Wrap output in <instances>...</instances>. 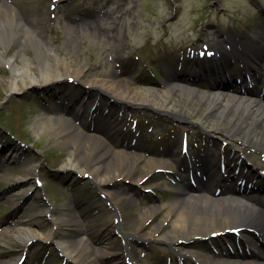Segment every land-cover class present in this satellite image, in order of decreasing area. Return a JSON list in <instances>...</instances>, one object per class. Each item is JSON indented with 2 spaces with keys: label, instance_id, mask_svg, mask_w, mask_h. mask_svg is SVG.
<instances>
[{
  "label": "rangeland",
  "instance_id": "1",
  "mask_svg": "<svg viewBox=\"0 0 264 264\" xmlns=\"http://www.w3.org/2000/svg\"><path fill=\"white\" fill-rule=\"evenodd\" d=\"M15 4L22 17L36 16L40 39L47 47L66 59L71 67L84 68L81 76L84 82L78 85L77 78L71 75L64 80L66 85L11 93L6 83L11 70L7 64L0 63V264H13L14 259H18L16 264H74L55 242H48L47 238L25 243L18 237L6 235L7 231L22 227L25 220H30L31 231L42 232L44 237L52 229L58 240L85 236L93 248L82 247L78 259L83 264H102L98 259L99 248L102 237L112 235L110 226L114 214L109 201L101 196L104 192L94 182L89 167H84L87 173L64 168L72 156L71 144L58 140L51 129L40 135L35 133L34 124L44 114L54 115L57 119L62 116L52 109L57 105V99H47L48 96L59 93L61 100L67 99V108L80 105L78 116L84 118L83 124L87 128L93 118L88 119L89 113L83 114L86 106L95 101L97 111L109 110L108 119L101 123L112 121L113 117L122 120L109 134L116 148L125 145L126 149L130 145L124 143L126 139L140 133L144 148L131 151L136 155L141 153V166L147 161L149 150L165 152L168 144L177 142L180 145L186 131L194 137V148L201 144L213 150V142L199 126L161 115L148 106L117 105L107 94L90 89L85 83L87 80H110L117 72L132 88H166V83H162L181 75L184 70L181 68L192 70L196 62H203L190 57V50H204V46L213 49L217 41L223 48L225 35L248 41L247 31L254 33L258 17L263 16L264 0H16ZM17 49L16 43L5 47L0 45V51L3 50L7 58L12 57ZM26 53L39 65L34 49L28 48ZM17 62L20 64L19 59ZM34 72L39 75L38 68ZM134 121L138 123L136 129L132 128ZM75 153L79 159L80 154ZM240 154L256 158L264 169L263 153L246 146ZM161 159L176 170L181 165L173 164L179 157L172 154L163 153ZM28 168L31 174L26 176ZM169 178L172 179L170 175ZM39 179L42 186L37 187L35 181ZM23 180H28L27 187L33 186L28 197L18 192L19 186L15 187ZM156 183L160 184L157 186L158 197L135 189V182L123 178L112 183L111 190L116 192L126 185V191L128 188L133 191L127 196L137 199V207L143 208L150 201L170 202L180 186L172 184L162 174H155L145 186ZM165 195L167 197L163 199ZM125 198L121 196L117 206L123 209L124 217H128L133 211L124 207ZM31 205L34 212H26ZM76 206L81 209L78 216L90 219L93 228H74L71 221L61 222L58 228L53 226L52 213L48 209L61 218L63 212H72ZM164 215L165 211L161 212L159 219ZM123 226L126 234H133L128 219ZM148 244L146 250L151 252H147L146 264H194L190 258L174 257L173 250L166 243L153 241ZM137 251L139 257L146 254L142 249L137 248ZM160 252L167 256H159ZM90 253L95 257L93 262L86 261ZM112 260L117 262L115 264H123L122 259L112 257Z\"/></svg>",
  "mask_w": 264,
  "mask_h": 264
},
{
  "label": "bare ground",
  "instance_id": "2",
  "mask_svg": "<svg viewBox=\"0 0 264 264\" xmlns=\"http://www.w3.org/2000/svg\"><path fill=\"white\" fill-rule=\"evenodd\" d=\"M15 1L10 4L0 0V45L5 47L10 43H16L18 46L15 54L10 58L5 57L3 50L0 51V63L7 64L11 70V76L6 82L9 92H24L31 88L44 90L66 85L64 80L71 75L77 78L78 85L83 83L81 76L84 74V68L82 66L71 67L66 59L47 47V44L40 39V27L36 22V16L22 17L15 8ZM257 26L261 30L262 38L256 46L251 45L250 49L244 47L241 50V56L243 53L251 52L253 60L264 57L262 45L259 44L264 42V25L260 22ZM231 38L232 36L228 37L229 40ZM226 44L229 42L225 39L224 45L226 46ZM215 45L218 46L217 43ZM28 48L35 50V59L39 65H36L34 59L27 55ZM227 52L226 50L223 53ZM247 56L245 57L248 58ZM17 59L20 60V64ZM62 63L64 65H61ZM224 67L226 68L228 65H224ZM35 68H38L39 75L35 74ZM218 68L214 65L199 67L195 70L198 80L195 78L191 80L189 72L185 73L183 79L182 77L169 78L166 88L157 86L144 89L132 88L117 72L110 80H87L85 84H88L90 89H99L107 94L109 98L117 102V105L148 106L161 115H170L199 126L203 133L213 140L215 149L211 151L199 150L194 157V163L203 165L211 171L219 167L221 156L224 157L223 154H226L228 156L224 157L225 160L240 161L241 171L247 169L248 172H251L256 169V173L258 172L260 175L261 163L256 158L239 156L238 153L245 145H250L256 151L264 153V83L256 78L259 94L238 95L225 88L216 87L219 80L225 77V74ZM246 69L250 75H255V71H259L255 64ZM202 80H208L212 89L203 91L201 89ZM94 104L95 101L92 106ZM79 106L70 107V109L60 107L59 111L77 116ZM55 109H59V107ZM87 112L88 107L84 109L83 114L85 115ZM68 119L74 120V123L79 120L77 117L73 120L72 118ZM117 123H122V120L119 122V119L114 118L112 121L97 123L98 125L95 123L96 126L94 125L95 129L92 134L81 133L76 128V124L65 123L64 120L56 119L50 114L38 118L34 124L37 135L51 129L58 140L71 144L72 156L64 168L71 172L87 173L84 167H89V173L94 182L107 196V200L112 202L114 207L112 213L115 218L119 219V222L113 221L111 225L112 237L107 235L102 237L99 248L100 257L98 258L102 264L104 262L105 264L117 263L112 260V257L115 256L116 260L129 256L135 262L134 264H143L144 261L139 257L137 248H143L145 243L151 240L165 242L172 247L179 246V242L182 240L183 254L193 257L197 264H264V198L260 195L251 198L239 196L232 199V197L223 196L225 194L217 197L214 194L215 190L211 192L202 184L197 189L181 185L180 189L175 191L174 198L170 202H150L147 206L138 208L137 200L127 196L131 189L128 188L126 191L124 189L126 185L117 189L116 192L112 191L111 184L120 178L135 182L134 188L137 189L141 188L143 180L156 170L171 169L169 163L159 158L158 150H152L146 163L141 166L142 155H136L130 148H116L109 132L115 129ZM104 126L107 128H103ZM79 128H84L82 122H80ZM139 148H144L142 141L139 143ZM167 150L172 154L176 153L177 142L169 145ZM75 151L80 154L79 159L76 158ZM85 160L89 164L85 163ZM30 174L31 170L28 168L25 175L29 176ZM241 174L243 173L241 172ZM261 179V183L264 185V176ZM27 183L28 180H23L17 185L20 187L18 192H21L23 197L33 188L31 185L27 187ZM217 186L214 188L216 189ZM131 192L133 191L131 190ZM121 196L126 197L124 207L133 211L128 217H124L123 209L117 206ZM34 210V206L31 205L26 212L33 213ZM163 211H165V215L159 219V215ZM48 212L52 213L51 222L56 228L64 221H71L72 227L81 230L93 228L90 220L78 216L80 210H77L76 207L72 212H63L61 218H57V214L50 209ZM127 219L133 234L128 236L129 239H124L118 236L117 231H121V227ZM29 221L25 220L22 227L13 228L7 231L6 235L18 237L25 243L47 238L48 241H54L65 256L73 260L75 264H83L77 257L82 247L93 248L90 239L85 236L73 240H56L52 229L44 237L42 232L37 234L31 231L29 227L31 222ZM167 223V229L160 235V231ZM234 225L242 230L245 229L242 234L246 246L251 249L249 255L239 253L234 241H230L233 251L226 249L223 252L220 251V254L196 247L197 239L210 238L213 233L225 232ZM93 257V253H90L86 261L93 262ZM17 260L14 259L13 264H16Z\"/></svg>",
  "mask_w": 264,
  "mask_h": 264
},
{
  "label": "water",
  "instance_id": "3",
  "mask_svg": "<svg viewBox=\"0 0 264 264\" xmlns=\"http://www.w3.org/2000/svg\"><path fill=\"white\" fill-rule=\"evenodd\" d=\"M245 146H248L249 148H251V149H254L252 146H250V145H245ZM240 153H241V151H239ZM242 156H244V157H246L245 155H243L242 154ZM223 236H227L226 238H228V239H230V238H232L233 236H234V234H232V233H228L227 235H223ZM208 238H205V240H207ZM225 240V239H224ZM226 241V240H225Z\"/></svg>",
  "mask_w": 264,
  "mask_h": 264
}]
</instances>
